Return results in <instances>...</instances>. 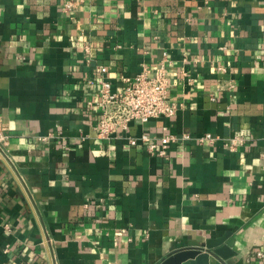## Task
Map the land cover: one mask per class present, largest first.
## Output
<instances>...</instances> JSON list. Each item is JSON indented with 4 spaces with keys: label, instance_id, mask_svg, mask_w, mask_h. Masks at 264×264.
Instances as JSON below:
<instances>
[{
    "label": "crops",
    "instance_id": "crops-1",
    "mask_svg": "<svg viewBox=\"0 0 264 264\" xmlns=\"http://www.w3.org/2000/svg\"><path fill=\"white\" fill-rule=\"evenodd\" d=\"M65 1L0 0V264H159L224 232L209 264H264V0ZM163 63L176 114L99 138L97 67Z\"/></svg>",
    "mask_w": 264,
    "mask_h": 264
},
{
    "label": "built area",
    "instance_id": "built-area-1",
    "mask_svg": "<svg viewBox=\"0 0 264 264\" xmlns=\"http://www.w3.org/2000/svg\"><path fill=\"white\" fill-rule=\"evenodd\" d=\"M83 0H66L62 10L72 14L76 11L77 5ZM89 50V46L86 47ZM108 67L99 65L96 69V77L92 83H96L94 97L88 101L90 107L97 112L96 131L99 138H112L116 135L119 126L127 127L131 121L147 122L152 118L173 116L178 110V104L171 100L169 95V80L164 63L153 72L149 67H144L135 75L124 74L116 84L107 77ZM234 86V83L227 82L219 85V89ZM213 99L216 94L213 93ZM190 135L183 133L182 136L175 133L164 134L154 138L148 133L132 137L130 142L146 144L147 148L159 155L166 156L169 153L171 144ZM214 141L215 136L207 132L200 136L201 141ZM5 135L0 130V151L4 154ZM246 141L245 135H234L225 139V145L230 150H237ZM264 258L262 251L257 252Z\"/></svg>",
    "mask_w": 264,
    "mask_h": 264
},
{
    "label": "water",
    "instance_id": "water-1",
    "mask_svg": "<svg viewBox=\"0 0 264 264\" xmlns=\"http://www.w3.org/2000/svg\"><path fill=\"white\" fill-rule=\"evenodd\" d=\"M230 232H224L217 238H209L206 240L205 247L185 248L167 256L159 264H209L210 255L218 254L223 258H228L235 254L230 244Z\"/></svg>",
    "mask_w": 264,
    "mask_h": 264
}]
</instances>
